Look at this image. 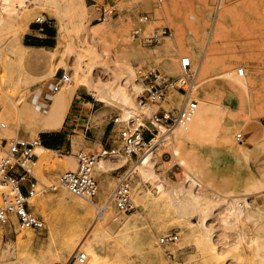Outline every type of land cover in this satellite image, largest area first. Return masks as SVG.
<instances>
[{
  "label": "rangeland",
  "instance_id": "1",
  "mask_svg": "<svg viewBox=\"0 0 264 264\" xmlns=\"http://www.w3.org/2000/svg\"><path fill=\"white\" fill-rule=\"evenodd\" d=\"M3 1H6V8L0 11V15L11 11L15 16L18 15L19 19L11 31L19 33L23 44V36L29 27L37 34L35 38H38V41L46 39L49 35L52 38L49 39L47 47L21 48L24 57L11 54L5 59L0 55V123L5 124L4 127L0 126V132L8 129L12 133L7 137L0 136V140L37 138L43 130L40 128L43 114L35 109L42 111L44 108L39 106V102H35V92H47L48 84L62 71L68 74V83L79 84L76 90L89 94L87 96L92 102L87 104L88 115L84 116L82 123L72 131L73 134L79 135V144L76 147L72 145L69 152H47L46 160H41V155L37 154L34 173L43 182H53L60 173L68 170L64 167L67 158L63 155L71 154L76 159V154L81 149L87 152L100 151L101 145L88 141V138L82 135L86 122L91 127L98 126L115 115L126 118L137 109L135 95L138 88L130 85L131 77L127 75L125 78L123 73L114 69V60L111 58V55L116 57L119 53V45L113 39L112 32L120 23H127L128 43L138 53L129 59L133 72L137 66H145L173 74L168 71V65L174 60L178 62L179 57L184 54L190 55L195 64L200 63L202 41L198 45L185 41L183 45H173L167 50L163 46L165 37L158 42H148L142 38L156 28H168V35L172 32L171 22L156 16L155 0L120 2L119 13L104 20V23L108 24V33H95L89 28L88 25L103 21L94 20L95 15L89 7L90 0H84V11L77 0ZM225 3L223 0L218 12L213 11L210 2L206 3L211 12L209 23L216 18L217 13L228 6ZM229 4H235V9L227 16L225 30L218 40L216 56L227 60L234 74L236 69L242 67L244 74L250 79L256 76L257 80L255 85L244 91L222 76L219 65L212 71L209 78V102L214 107L212 124L209 134L195 142V150L200 154L198 159L202 167L201 173L212 177L210 184L201 180L190 182L191 177L173 160L170 150L161 148L155 160L157 176L139 178V187L149 191V197L139 207L133 202L134 207L126 214L115 207L113 218L107 219V210L104 214L102 210H93L91 214L85 208L77 209L73 206L76 197L63 188L38 194L35 197L41 199L40 204L35 201V204H31V198L29 205L32 212L44 220V228L35 230L20 227L16 223L0 224V264H14L24 256H33L36 259L43 257L45 262L41 264L64 263L74 252L73 248L66 251L62 249L63 239L72 236L71 242L74 246L85 236L84 245H87L96 234H103V246L97 248L100 257L98 264H155L156 260L162 264H171L173 261L188 264H264V259H260L263 257L257 255L255 248L258 240L264 239V148L256 147L257 142H264V0H232ZM83 12L87 23L79 25L76 18ZM141 12H147L149 18L138 23L137 17ZM21 15L23 19H20ZM36 16L43 18V21L37 22ZM209 26L207 25L205 33L209 31ZM38 27L44 29L33 30ZM136 27L141 30L140 37L132 35ZM11 31L3 34L9 38ZM40 33L42 35L38 37ZM69 48L71 50H68ZM97 49L98 53L93 54V50ZM125 80L127 81L124 85L129 88L133 99L132 104L126 108L110 98L108 93H105L106 99L103 103L93 91L96 86L100 85L102 89L107 83L120 84ZM197 84L196 82L195 97L199 106V100H203V97ZM49 100H46L47 105ZM69 106L70 104L67 111ZM234 114H243L245 122L231 121L230 119L236 116ZM220 126L229 128L228 136L234 145L239 144L235 139L236 134H242L240 144L246 155L237 156L225 151L220 140ZM177 128L179 129V126L175 127ZM75 135L71 136V142ZM114 135L115 132L112 133V136ZM100 158L106 161L109 171L101 172L96 164V195L105 190V194L110 197L117 182V171L121 174L127 168L132 170V193L137 178L134 167L139 159ZM120 166L122 167L116 170ZM157 183L170 191L158 192ZM188 188L200 195L197 201H188L183 197V191ZM63 192H66L64 197ZM233 198H237L240 207L244 211H250L252 217L246 218L244 213L238 220L224 225L222 214ZM93 201L99 204L96 197ZM111 203L114 205L113 201ZM181 204H184L183 208ZM190 204H193L194 208ZM258 206L262 207L261 211L257 210ZM94 211L98 217L95 222ZM168 232H176L178 240L160 245L158 237ZM52 242L56 243V246ZM81 250L85 251L84 248Z\"/></svg>",
  "mask_w": 264,
  "mask_h": 264
},
{
  "label": "bare ground",
  "instance_id": "2",
  "mask_svg": "<svg viewBox=\"0 0 264 264\" xmlns=\"http://www.w3.org/2000/svg\"><path fill=\"white\" fill-rule=\"evenodd\" d=\"M77 2L80 8L84 11L86 8L84 0H77ZM207 2H208L207 0H166L163 3L161 2V4L157 3L156 6L154 7L155 14L158 18L167 19L171 22L170 28L172 32L170 35L165 36V41L163 44L165 49L168 50L173 45H176V46L183 45L185 41L193 43L195 45L200 44L202 41L203 48H202V53L200 57L199 71H198L196 82L198 83L197 85H199V89L201 91L203 100H199V106L195 110L190 122L187 123L185 126H179V129L173 128L171 130H167L164 127H160L158 132L155 133L154 137L151 139V143H152L150 147L151 149H149L142 157H140L139 160L137 159L138 160L137 164L135 163L136 165L134 167L137 178L132 188L133 202L137 207L141 206L146 201V199L149 197V191H145L139 187V178L141 177L148 178L149 176H157L158 173H157V167L155 164V160L157 156L160 154L161 148H168L170 150L172 156L174 157V159L173 157L172 159L176 161L177 164L180 165L187 174H189L188 176L191 177L190 182L191 180L193 182H196V180L197 181L201 180V181H205L208 183L209 181L211 182L212 180L211 176L206 177L205 175L201 173L202 167L198 159L200 154H198V151L195 150V142L199 141L201 137H204L209 134V129L212 124L211 121L213 118V108L214 107L209 102V99L211 97L210 87H209L211 84V81L209 78L212 75V71L214 70V68L217 65H219L222 76L228 79L230 82H233L236 85H238L244 91H247V89H249L250 86L256 84V80H257L256 76L250 79L249 76L244 73L242 75H239L238 74L239 68L236 69V74H234L233 70L227 64V60H221L219 57L216 56V53L218 51V48H217L218 40L220 39L223 31L225 30V22H226L227 16L231 14L233 10L235 9V4L234 5L229 4V3H232V0H225V2L228 3V4L225 3V5H228V6L223 8L219 13H217L216 18L214 19L212 18L213 20L210 21L209 23L211 12H209V8L206 5ZM1 15H0V55L5 59H8L9 55L11 54H15L18 57H24L20 49L28 47V46L21 42L20 35L17 31L15 30L11 31V28H13L15 22L19 19L18 15L15 16L16 14L12 11L7 12L2 17ZM177 17H180V18H177ZM20 19H23V15L20 16ZM68 21H69V18H68ZM76 21L78 22L79 25L87 23L84 12L82 13V15H80V17L76 18ZM104 22L105 21L103 20L102 22L95 23L93 25H88V24L87 25L89 26L92 32L108 33L109 30H108V27H106L108 26V24L106 25V23ZM207 25L209 26V31L205 33ZM127 26H128L127 23H120V26L117 27L112 32L113 39L119 45V53L116 57H112L114 55H111V58L114 60L113 67L115 70H117V72L123 73L125 78L128 75L129 77H131V79H133L134 72H133L129 59L132 56H136L138 53L134 49H132L128 43L129 36L127 33ZM8 31H11V35L9 38H7V36L3 34L4 32H8ZM109 38L111 39V37ZM68 50H71V48H69ZM96 53H98V49L97 51L93 50V54H96ZM233 56L235 57V55ZM168 71L173 74L177 73L178 71L177 60H174L172 63L168 65ZM126 81L127 80H125L124 82H121L120 84L107 83L106 85H103L102 89H101V86L99 85V86H96V88L93 91L97 94V96H99L98 99L101 100L103 103L106 99L105 93H108L110 98L117 100L121 105H123L126 108L130 106L133 102L132 96L130 95L129 88L124 85ZM131 82L132 84L130 85L133 86L134 88H137L136 84L133 83L132 80ZM65 84L62 85L59 90L49 95L50 103L49 105H47L46 108H44L42 111L35 109L36 112L43 114L41 124H40L41 129H59L61 127L63 120L65 118V114L68 109V105L73 97L74 92L79 87V84H75V85L72 84L73 86L70 85V83H68L67 85ZM195 87L193 89V94L196 96ZM240 103L241 102H239V104ZM27 104H30V103H27ZM230 120L234 122H240V121L245 122V118L243 114L236 115L232 117ZM219 129H220V132L219 131L218 132L220 134V140L223 142L222 145L224 146L225 151L228 154H233L237 156L246 155V152L244 148L241 146L240 141L238 142L239 143L238 145H234L233 142L231 141V138L228 136L229 128H227L226 126L224 127L222 126ZM11 134H12L11 131L8 129L2 130L0 132L1 137H7V136H10ZM75 136L76 137L72 141V145L74 147H76L79 144V139H78L79 135H75ZM256 147L264 148V142L263 141L257 142ZM51 151L54 152V150L44 148L41 145L35 146V152L41 155L40 156L41 160H46L47 158L46 153L51 152ZM63 156L67 158V162L65 163V166H64L65 169L74 170L76 168V159L73 158L71 154L63 155ZM97 169L100 170L101 172L109 171V169L107 168L106 161L101 158H99V160L97 161ZM107 177H109V175ZM164 178L166 179V175H164ZM193 182L191 184H193ZM255 184L257 185L258 183L255 182ZM157 189H158V192L159 191H163V192L170 191L168 189H165L164 185L160 183H157ZM105 193L106 192L104 190V192H101L95 196L98 199L99 204L95 203L93 199L85 200L83 198L79 199L80 197L77 198V196H75L76 202L73 206L76 207L77 209L85 208L91 214L93 213V210L95 211L102 210L103 214L107 210L108 213L106 215V218L111 219L113 218L114 213H115V206L111 203V198L108 197V195H106ZM65 194L66 192H63L62 197H64ZM199 196L200 195H198L197 192L196 193L192 192L190 188L186 189V191H183V197H185L188 201L191 200L195 202L197 201ZM34 201L37 202V204L39 205L41 202V199L39 197L32 198V200L30 201L31 204H35L33 203ZM181 206H182L181 208H183L184 204H181ZM191 206L194 208L193 204ZM195 209H198V208H195ZM224 209H225L224 212L222 211L223 212L222 221L224 222L223 223L224 225L232 221L238 220L244 213L246 214V218L252 217V214L250 211H246V210L244 211L240 207L239 202L237 201V198H233V201L230 202ZM183 210L186 211L185 208ZM257 210L261 211L262 207L258 206ZM95 211L94 213H96ZM97 219L98 217L96 213L94 217V222ZM71 239H72V236L70 237L67 236L66 239L62 240L63 250L66 251V250H70L71 248H73V252L75 253L77 250H81L82 248H84L85 251L83 252L86 253V259H87L85 264H98L99 263L100 257L97 253V248H101L103 246V234L94 235L93 239H91V241L87 243V245H84L85 236L81 238L78 242H76L74 246H73V243L71 242ZM261 239L262 240H258L255 248L257 250V255H259V257H263V258H260L263 260L264 259V239L263 238ZM53 245L56 246V243H53ZM44 262H45V259L43 257L41 259H36L33 256L32 257L24 256V257L19 258V261H17V263H14V264H41ZM155 264H162V263L159 260H156Z\"/></svg>",
  "mask_w": 264,
  "mask_h": 264
},
{
  "label": "built area",
  "instance_id": "3",
  "mask_svg": "<svg viewBox=\"0 0 264 264\" xmlns=\"http://www.w3.org/2000/svg\"><path fill=\"white\" fill-rule=\"evenodd\" d=\"M123 0H90L89 7L94 13V20H105L119 13V4ZM161 3L163 0H155ZM213 11L217 12L223 0H207ZM6 3L0 0V11L5 10ZM149 14L141 12L137 22L148 20ZM37 22L43 18L37 17ZM170 33L166 27L156 28L149 35L142 38L148 42H158ZM133 36L140 37L141 30L134 28ZM199 64L194 63L188 54L178 59V71L168 74L158 68L137 66L133 73V83L138 88L135 95L136 111L126 118L115 115L111 123L118 126L113 145L101 146L100 151L87 152L83 149L76 154V168L60 173L55 181L43 182L35 175L38 155L35 146L40 145V139L16 138L0 140V224H18L20 227L39 230L44 228V220L34 214L29 205V199L46 191H55L59 188L70 194L91 200L98 192V182L94 170L100 157H125L135 160L142 157L151 147V139L160 127L171 130L177 126H185L193 117L197 109V98L193 94L196 85ZM244 69H238L242 75ZM69 81L67 73L62 71L59 76L47 86V92L38 90L49 98L48 92H56ZM48 94V95H47ZM46 98V100L48 99ZM41 107L45 108L46 101ZM40 107V108H41ZM1 127L5 124L0 123ZM237 141L243 139L241 133L235 136ZM122 166L117 168L120 169ZM132 170L124 169L118 175L116 185L111 191L110 198L118 211L126 213L133 207L131 193ZM178 240L176 232H168L158 237L160 245H167ZM86 253L77 250L64 263L53 264H83ZM171 264H187L173 261Z\"/></svg>",
  "mask_w": 264,
  "mask_h": 264
},
{
  "label": "crops",
  "instance_id": "4",
  "mask_svg": "<svg viewBox=\"0 0 264 264\" xmlns=\"http://www.w3.org/2000/svg\"><path fill=\"white\" fill-rule=\"evenodd\" d=\"M43 27L34 28L33 30L42 31ZM38 35V37H41ZM37 34L32 31V28L29 27V30L25 32L23 38L25 39V45L31 47H47L50 43L49 39L52 36H46V39L35 38ZM89 94L84 93L80 90H76L73 94V97L70 101L69 110L65 114L63 123L59 129H43L40 131V134L37 136L41 141V146L44 148L54 150V151H65L69 152L72 149L71 136L75 135L72 133L82 123L83 117L88 115V106L87 104H92L91 98L87 96ZM35 102H39L42 106L46 98L42 93H39L37 90L35 92ZM72 111V112H71ZM83 127V126H82ZM118 126L111 123V120H106L98 126L91 127L86 122L84 125V132L82 135L88 138V141L101 146L110 147L113 145L114 136L112 133L117 132ZM46 142V144H44ZM119 171H117L115 176H118ZM98 182V181H97Z\"/></svg>",
  "mask_w": 264,
  "mask_h": 264
},
{
  "label": "trees",
  "instance_id": "5",
  "mask_svg": "<svg viewBox=\"0 0 264 264\" xmlns=\"http://www.w3.org/2000/svg\"><path fill=\"white\" fill-rule=\"evenodd\" d=\"M44 144H46V142Z\"/></svg>",
  "mask_w": 264,
  "mask_h": 264
}]
</instances>
